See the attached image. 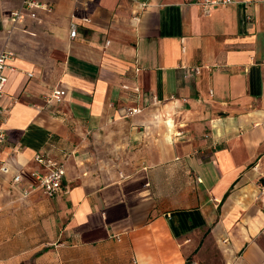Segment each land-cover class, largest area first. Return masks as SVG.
<instances>
[{
    "label": "crops",
    "instance_id": "obj_1",
    "mask_svg": "<svg viewBox=\"0 0 264 264\" xmlns=\"http://www.w3.org/2000/svg\"><path fill=\"white\" fill-rule=\"evenodd\" d=\"M45 1L0 0V264H264V0Z\"/></svg>",
    "mask_w": 264,
    "mask_h": 264
},
{
    "label": "built area",
    "instance_id": "obj_2",
    "mask_svg": "<svg viewBox=\"0 0 264 264\" xmlns=\"http://www.w3.org/2000/svg\"><path fill=\"white\" fill-rule=\"evenodd\" d=\"M236 0H195L204 11V14H209L212 9L217 6H225L233 4ZM52 7L45 0H22L21 6L10 11L8 21L11 23L12 28L25 22L27 18L37 19L39 10H51ZM85 21L89 22L90 19L85 18ZM78 24L73 21L71 23L70 35L72 38L77 36ZM16 60V54L10 49H3L0 51V97L5 94L6 85L9 77L7 70L14 71L16 66L14 62ZM196 73H200L199 68H195ZM32 76V73H29ZM67 95V91L63 88L54 89L46 98L48 106L59 105L63 102ZM0 108V113L2 112ZM141 112L138 107L128 108L126 113L134 115ZM7 130L0 126V148L7 144ZM18 145L11 146L15 149ZM37 165L41 167L40 170L33 172V177L37 181L38 186L48 196H53L55 193L63 189V180L66 176V168L63 163L52 160L44 154H37L34 158ZM0 172L8 173L9 167L0 159ZM21 181V175L17 174L13 178V184H17ZM25 195L29 194V191L23 192Z\"/></svg>",
    "mask_w": 264,
    "mask_h": 264
},
{
    "label": "water",
    "instance_id": "obj_3",
    "mask_svg": "<svg viewBox=\"0 0 264 264\" xmlns=\"http://www.w3.org/2000/svg\"><path fill=\"white\" fill-rule=\"evenodd\" d=\"M123 112L126 113V110H124Z\"/></svg>",
    "mask_w": 264,
    "mask_h": 264
}]
</instances>
